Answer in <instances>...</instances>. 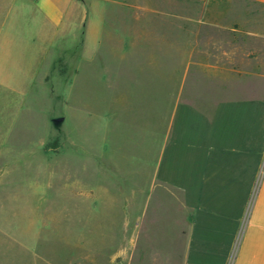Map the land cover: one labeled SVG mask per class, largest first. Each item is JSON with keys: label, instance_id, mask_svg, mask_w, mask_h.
I'll use <instances>...</instances> for the list:
<instances>
[{"label": "rangeland", "instance_id": "1", "mask_svg": "<svg viewBox=\"0 0 264 264\" xmlns=\"http://www.w3.org/2000/svg\"><path fill=\"white\" fill-rule=\"evenodd\" d=\"M198 4L81 0L30 80L5 66L25 86L0 90V264H110L135 228L124 220L166 200L156 162L187 97L183 50L168 41L184 35L153 10Z\"/></svg>", "mask_w": 264, "mask_h": 264}, {"label": "crops", "instance_id": "2", "mask_svg": "<svg viewBox=\"0 0 264 264\" xmlns=\"http://www.w3.org/2000/svg\"><path fill=\"white\" fill-rule=\"evenodd\" d=\"M184 1L198 8L153 10L182 24L168 34L184 35L181 45L168 41L183 50L178 97H187L174 106L156 162L166 200L141 204L124 220L135 228L120 234L126 244L110 264H264V0ZM80 4L0 0V90L25 86L5 66H24L30 80L47 34L63 29Z\"/></svg>", "mask_w": 264, "mask_h": 264}]
</instances>
